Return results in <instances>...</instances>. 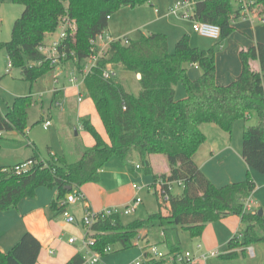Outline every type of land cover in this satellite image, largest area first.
Segmentation results:
<instances>
[{
  "label": "trees",
  "instance_id": "1",
  "mask_svg": "<svg viewBox=\"0 0 264 264\" xmlns=\"http://www.w3.org/2000/svg\"><path fill=\"white\" fill-rule=\"evenodd\" d=\"M237 0H201L196 4L195 19L217 25L220 35L216 45L207 51L193 48L188 36L181 37L173 52L168 50L167 37L160 33L142 35L140 39L123 44L112 42L97 67L83 80L82 93L91 99L104 126L105 142L90 119L81 118L79 124L95 141L81 157L69 163L63 156L51 154L48 159L37 156L12 167L0 168V210L15 208L24 199L34 198L40 187L55 189L56 200L51 209L61 213L65 206L59 202L73 190L89 183H98L99 172L113 157L125 163L127 157L137 153L142 171L151 174L148 157L163 155L170 166L168 176H154L158 180L183 183L179 195L170 194L166 203L154 192L158 212L146 220L123 223L120 214L99 219L90 227L93 251L104 255L106 248L120 244L122 250L133 247V241L142 229L159 226L169 253L178 227L192 238L200 237L207 224L227 216H237L242 230L238 238L228 245L231 252L225 259L243 256L234 252L256 243H264V218L258 211H248L244 202L255 189L248 174L245 181L216 188L193 161V156L206 138L200 130L202 124H214L231 133L237 122L250 118L256 125L246 127L242 134V158L249 169L264 174V44L240 49V75L227 86L215 82V48L227 39L234 28L233 2ZM249 9L264 16V0H245ZM149 0H12L24 7L13 23L11 38L0 43L10 66L20 69L22 79L34 83L53 69L39 52L46 45L47 35L57 32L60 21L68 17L77 25L76 44H67V60L74 53L77 70L92 55V41L104 33L109 18L124 7L134 8ZM75 60V61H74ZM186 64H195L202 75L190 79ZM106 65L140 75L139 92L131 94L117 79L104 80ZM181 83L185 98H175V86ZM57 93H54L56 100ZM31 97L17 98L5 114L0 111V144L3 133L17 132L26 137L27 110ZM124 108V109H123ZM33 146L32 144H30ZM31 162L26 169H20ZM68 187L72 190L69 191ZM162 190L168 192L166 184ZM41 250L40 242L30 233H24L8 251H0V264H36ZM77 254L66 264H83ZM145 264H164V260L147 259Z\"/></svg>",
  "mask_w": 264,
  "mask_h": 264
},
{
  "label": "crops",
  "instance_id": "2",
  "mask_svg": "<svg viewBox=\"0 0 264 264\" xmlns=\"http://www.w3.org/2000/svg\"><path fill=\"white\" fill-rule=\"evenodd\" d=\"M174 2L170 4V7ZM233 7L236 12L231 21L234 31L219 45L218 51L215 52V82L218 86H227L240 75L242 69L239 59L240 49L250 48L257 43L264 44V24H261L257 17H240V5L237 1L233 2ZM155 10L154 14L158 16L160 13L159 11L155 13ZM164 16L168 17L167 15ZM112 19V17L109 18L108 27L105 31L111 36L117 27L110 24ZM162 20V17H157L152 23L143 24L152 28L155 26V29L149 34L142 35L155 33L165 35L168 41V50L171 52L169 43L171 38L174 44H176L181 37L184 35L188 36L183 30V23L185 22L174 20L163 23ZM185 69L191 73V76L192 71H196V76L202 75V71L199 73L201 69L195 64H186ZM188 76L190 79H194V77ZM139 79L140 75L136 74V81L138 83ZM178 89L175 86V98L177 100L185 98L186 95ZM74 90L77 94L74 97L75 99L70 97L71 95H68L66 98L65 93L60 90H57L55 93H57L56 99L58 98V100L59 98H66L64 114L59 117V121L62 124L61 129H65L63 135L61 134L60 141L65 139L71 142L74 138L76 141L81 142V149L75 148V155L78 156L79 152L82 153L84 149L91 148L95 144L94 139L81 128L79 124L81 118H89L91 124L105 142H108V138L91 99L86 98L80 93L81 88L79 90L75 88ZM79 95L82 96L81 101L78 100ZM246 122H244L242 134L247 127ZM200 130L206 140L193 156L195 164L216 188L243 182L249 174L255 184V189L246 201L249 202L250 211H262L264 218V174L249 169L244 162L242 158V136L239 140L238 134L234 137V131L231 133L224 132L214 124H202ZM73 131H75V134ZM15 133L11 132L9 134L15 137ZM1 150L5 152H18L19 148L10 144L2 145L1 143ZM73 151L74 147L71 150L67 149V147L64 151L62 149V156L67 162L68 155L73 158ZM157 156L163 155H151L148 157L151 174L143 173L142 168L136 169V165L141 166L137 153H132V155L127 157L125 163L116 157L111 158L100 170V180L98 183L85 184L80 188L85 197V201L83 203L80 202L82 211L84 212L86 208H89L92 212H100L111 207L130 205L132 203L131 196L138 185L151 190L152 187L150 185L154 182V176H168L170 174V166L166 157L163 156L164 159L161 158L163 159L161 162L163 170H161V167L157 163ZM30 158L32 157L15 163V165L24 163ZM56 197L57 191L55 189L51 190L40 187L36 190L34 198L20 201L15 208L6 211L0 210V251L7 252L10 250L21 236L28 232L41 244L36 264H66L77 254L87 256L88 251L82 245V240L85 236L82 238L73 237L76 238L73 244L69 243V239L72 237L61 241V238L65 235L64 230L67 225L77 226V222L75 224H68L65 217L60 214H63L64 210L66 212L69 210L75 217L78 203L67 205L61 213H56L50 206L56 200ZM141 204L133 213L137 211ZM153 227L159 226L154 225L140 230L137 238L133 241V247L130 249L122 250L120 244L113 245L111 251L103 256L104 264H132L137 260L144 259L145 262V258L150 259L147 249L150 247L149 234ZM241 230V220L237 216H227L216 222L207 224L201 236L197 238H192L187 231L178 227L176 237L172 240V247L173 249H177L178 252H190L193 255L194 259L188 264H264V243H256L246 248L234 250L237 254L242 252L243 256H238L234 259H225L223 257L231 252L228 248L229 242L233 238H238L241 235ZM89 236L91 238L92 235ZM155 242L159 246H154L160 252L169 253L168 247L164 243L163 231L160 227L159 239ZM140 245H143L144 248H141ZM198 246L200 247L198 248ZM161 247H163V250L160 249ZM248 248H252V255L248 252Z\"/></svg>",
  "mask_w": 264,
  "mask_h": 264
},
{
  "label": "rangeland",
  "instance_id": "3",
  "mask_svg": "<svg viewBox=\"0 0 264 264\" xmlns=\"http://www.w3.org/2000/svg\"><path fill=\"white\" fill-rule=\"evenodd\" d=\"M174 1L176 0H150V2L140 6H136L134 8L124 7L120 9L111 16L113 19L110 21V24L117 26L115 28L114 34H112V38L131 41L138 40L140 39L142 34H149L155 29V26L152 28L148 25L143 24L148 22L152 23L157 17H162L163 23L169 21L172 22L174 20L185 22L183 23V30L188 35L189 44L192 47H195L202 51H207L214 47V45H216L215 41L201 37L197 33L193 32L192 23L190 21L182 20L175 16L169 15L168 12L170 9V4H172V2ZM23 9V6L13 4L12 0H0V43H6L10 40L13 23L21 16ZM155 9H157L160 13L158 16L154 14ZM164 15H167L168 17H165ZM105 34L110 35L108 32H105ZM55 36L56 32L47 35L45 41L46 44H48L50 40ZM68 41V46L70 48H73L76 44V34L72 37H69ZM169 43L170 51L173 52L175 49V44L172 38L170 39ZM218 49L219 45L216 46L215 50L218 51ZM73 56L74 53H71L70 60H63L61 66H63L64 64L65 66H60L57 69H51L31 84L22 79L20 69L12 68L9 65L5 50H0V111L3 114L7 113L9 109L12 108L14 101L17 98H32L31 105L27 110L26 137L21 136L17 132L15 133V137H12L9 133L2 134V145H13L15 147H18L19 151L5 152L4 150H1L0 168L12 167L15 165V163L22 162L29 157H34L35 155L39 160L48 159L51 154L62 156V149L64 151L66 147L70 150L74 147V151L72 152L73 158L69 157V155L67 156L69 163H74L80 159L81 152H79L78 156L75 155V148H78V150L79 148L81 149V142L76 141V139L74 138L71 140V142H68L65 139H63V141H60L65 129H61L62 124L59 121V117L64 114L66 98L68 95H71L70 97H72L73 99H75L74 97L77 96L76 91L74 90V85L69 82L71 73L75 72L76 70V67L72 62ZM113 68L116 73L115 79L121 81L126 89L131 94L136 96L139 92V83L138 81H136V74L120 68H115L114 66ZM200 72L201 70L199 71V73ZM187 74L191 76V73L188 70ZM196 75V71H192L191 77H194L195 79L200 76ZM176 88H179L178 90H181V92L185 94V90L182 87L181 83H178L176 85ZM55 89L56 91L60 90L61 92L65 93L66 98H59V100L57 98L56 100H54V93L56 92H54ZM47 120L51 121V126L47 130H45L43 128V123ZM255 122L256 120L254 118H250L246 122V126H253ZM243 126L244 122H237L236 125H234V129L232 130L234 131V137L238 134L239 140L242 136ZM73 133L75 134V131H73ZM30 144H32L33 146H31ZM161 158L164 159L163 156H157V163L159 167H161V170H163V165L161 164L163 159ZM152 185L153 183L150 185L152 187L151 190H148L141 185H138L134 189L135 192L131 196V202H133L134 199L138 198L142 201V204L135 213H130L129 215L121 214L120 217L123 223L146 220L149 215L158 212L157 198L154 194L155 188ZM182 190L183 188L177 183H173L171 186L172 195L180 194ZM76 208L77 209L75 217L77 226L67 225L66 229L64 230L65 235L61 238V241L67 240L69 237L82 238L86 236V233L92 235L87 227L83 226L82 224V217L84 215V212L82 211L80 202L78 203ZM115 208H117L119 211H122L125 206H117ZM67 213L69 215H72L69 210ZM60 215L63 216L64 214ZM158 239L159 227L151 228L149 234L150 246L156 245L158 247L159 245H157V243L155 242ZM140 247L144 248L143 245H140ZM160 249L163 250V247H161Z\"/></svg>",
  "mask_w": 264,
  "mask_h": 264
},
{
  "label": "built area",
  "instance_id": "4",
  "mask_svg": "<svg viewBox=\"0 0 264 264\" xmlns=\"http://www.w3.org/2000/svg\"><path fill=\"white\" fill-rule=\"evenodd\" d=\"M201 0H177L169 9V15L175 16L182 20H188L192 23L193 32L197 33L199 36L218 41L220 35V29L217 25L210 24L207 22L198 21L195 19V8L196 4ZM237 3L240 5L239 16L240 17H257L261 24H264V16L258 15L256 12L249 9V5L245 0H237ZM155 13H158V10H155ZM77 26L75 22L71 21L68 17H63L60 21V25L56 32V36L50 40L46 45L41 46L38 50L45 57L47 61L50 62V65L53 69H57L61 66L63 60H67L68 56L65 52L67 44L69 43V37H72L76 34ZM117 40H122L123 44H128V40L125 39H114L111 35H106L105 32L98 35L92 43V55L87 58L82 63V69L75 70L71 73L69 82L74 85V87L79 90L82 87L83 80L87 74H89L93 68L97 67V64L101 57L104 56L108 50L109 45ZM75 61V60H74ZM10 65V63H9ZM116 73L112 65H106L102 70V78L104 80L115 79ZM57 79V77H56ZM56 89L54 90V92ZM80 94V93H79ZM82 96L79 95L78 100L81 101ZM124 109V108H123ZM51 125L50 120H47L43 123V128L47 130ZM31 162L23 165L20 169H26ZM136 169H141L140 165L135 166ZM177 183L179 186H183L181 181L173 182ZM173 183L164 182L163 180H158L155 183V192L160 196L161 200L168 202L171 194V186ZM166 184L168 187V192L162 190V185ZM85 197L80 189H75L71 191L64 200L59 202L60 206L75 205L79 202L83 203ZM141 200L136 198L130 205L125 206L122 211H119L117 208H110L100 212H92L89 208H86L84 215L82 217L83 226L87 227L89 230L90 227L97 222L99 219L107 216H112L116 214L129 215L133 213L136 208L141 204ZM246 210L250 211V205L248 201L244 202ZM63 216L68 224H75L76 219L73 215H69L65 210L63 211ZM90 231V230H89ZM76 238H70L69 243H75ZM83 247L88 251L87 256H83V264H104L103 256L111 251V248H106L104 250V255L99 252L93 251L92 247L94 246V240L89 238V233L86 234L82 240ZM200 246H198L199 248ZM150 259L155 260H164V264H188L191 262L194 257L190 252H175V253H162L155 246H150L148 249ZM248 252L252 255V248H248ZM147 260V258H145ZM145 260V262H146ZM144 259L137 260L132 264H145Z\"/></svg>",
  "mask_w": 264,
  "mask_h": 264
},
{
  "label": "water",
  "instance_id": "5",
  "mask_svg": "<svg viewBox=\"0 0 264 264\" xmlns=\"http://www.w3.org/2000/svg\"><path fill=\"white\" fill-rule=\"evenodd\" d=\"M68 190L71 191L72 188H71V187H68ZM258 215L262 216V211H259V212H258Z\"/></svg>",
  "mask_w": 264,
  "mask_h": 264
}]
</instances>
